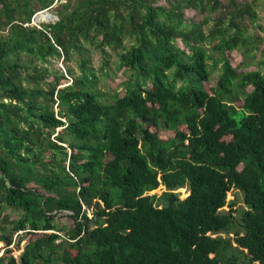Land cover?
<instances>
[{
	"label": "trees",
	"instance_id": "1",
	"mask_svg": "<svg viewBox=\"0 0 264 264\" xmlns=\"http://www.w3.org/2000/svg\"><path fill=\"white\" fill-rule=\"evenodd\" d=\"M259 13L264 0H0V264H264Z\"/></svg>",
	"mask_w": 264,
	"mask_h": 264
},
{
	"label": "rangeland",
	"instance_id": "2",
	"mask_svg": "<svg viewBox=\"0 0 264 264\" xmlns=\"http://www.w3.org/2000/svg\"><path fill=\"white\" fill-rule=\"evenodd\" d=\"M47 11L49 13H51V14H55L54 8H51V9H49ZM259 15L262 17V19L260 21H258L257 24H260L262 29H259V28L255 29V25H256V23H255V24L250 25L249 32H253L256 36H259V37L261 36L262 38H264V13H259ZM48 23H52V22L50 21V22H46V23H43V24H48ZM36 24H39V23H36ZM231 57H232L234 63H237L239 61V59H240L239 56H237L235 54V52L232 53ZM56 65L59 66V67L61 66L60 63H57ZM119 80L120 79L117 78V77L114 78L113 80L108 79L107 80V84L111 88H113L119 82ZM159 133H160V136L162 138H166V137L172 136L174 134V132H172V131H160ZM164 192H165L164 186L160 185V186H158L157 189H155V190H153V191H151V192H149L147 194H155L156 196H160ZM174 193H176L178 195V198L180 200H182L183 198H185L188 195V189L185 186L183 188L175 190ZM231 201L234 202V205L232 207V209L235 210L234 215H237L238 210L241 207H243V197H242L241 192H238L235 189L230 190L227 193V195H226V203L227 202H231ZM222 210L228 211L229 210V206L226 204L225 206H223ZM64 221H66V220L64 219ZM219 236H224V234H219ZM17 238L18 237H15V235H14V237L12 239V242H11V244L9 246V249L11 250V254L10 255H12L15 258H17L19 256V254L21 253L25 243L28 241V237H26L25 239L20 241L18 247H16L17 246V244H16ZM4 249L5 248L3 247V244L0 243V255L4 252Z\"/></svg>",
	"mask_w": 264,
	"mask_h": 264
},
{
	"label": "water",
	"instance_id": "3",
	"mask_svg": "<svg viewBox=\"0 0 264 264\" xmlns=\"http://www.w3.org/2000/svg\"><path fill=\"white\" fill-rule=\"evenodd\" d=\"M45 11H47V10H42V11L37 12V13L32 17V19H31V23H32V24L38 23V20H37V18H36V15H38L40 12H45ZM46 15H47V19H48V20H51V22H53L54 20H57V17H56V15H54V14H51V13H49V12H46Z\"/></svg>",
	"mask_w": 264,
	"mask_h": 264
},
{
	"label": "bare ground",
	"instance_id": "4",
	"mask_svg": "<svg viewBox=\"0 0 264 264\" xmlns=\"http://www.w3.org/2000/svg\"><path fill=\"white\" fill-rule=\"evenodd\" d=\"M46 12H48V11L40 12L38 15H36L38 23H46V22H50L51 21V20L47 19Z\"/></svg>",
	"mask_w": 264,
	"mask_h": 264
}]
</instances>
